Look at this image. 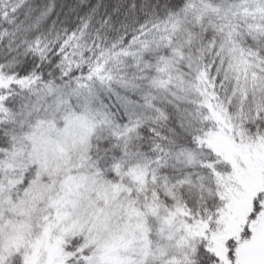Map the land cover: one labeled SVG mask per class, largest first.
I'll use <instances>...</instances> for the list:
<instances>
[{
  "label": "snow or ice",
  "instance_id": "obj_1",
  "mask_svg": "<svg viewBox=\"0 0 264 264\" xmlns=\"http://www.w3.org/2000/svg\"><path fill=\"white\" fill-rule=\"evenodd\" d=\"M0 264H264V0H0Z\"/></svg>",
  "mask_w": 264,
  "mask_h": 264
}]
</instances>
